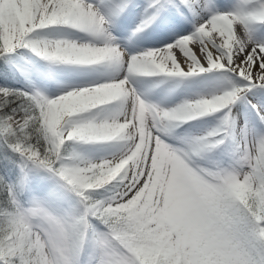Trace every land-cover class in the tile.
Masks as SVG:
<instances>
[{
  "label": "snow or ice",
  "instance_id": "obj_1",
  "mask_svg": "<svg viewBox=\"0 0 264 264\" xmlns=\"http://www.w3.org/2000/svg\"><path fill=\"white\" fill-rule=\"evenodd\" d=\"M0 264H264V0H0Z\"/></svg>",
  "mask_w": 264,
  "mask_h": 264
}]
</instances>
